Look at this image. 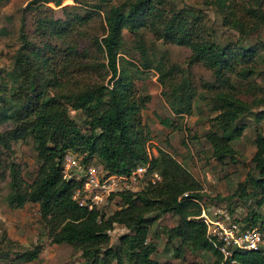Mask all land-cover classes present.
<instances>
[{
	"label": "trees",
	"instance_id": "1",
	"mask_svg": "<svg viewBox=\"0 0 264 264\" xmlns=\"http://www.w3.org/2000/svg\"><path fill=\"white\" fill-rule=\"evenodd\" d=\"M35 1L54 5L60 2L31 0L30 3ZM201 3L218 14L222 26L237 33V41L219 43L205 24L201 10L179 7L174 0L94 4L92 7L102 12L103 33L90 38L83 47L68 38V31L79 33L76 27L92 17L90 12L64 21L35 17L32 24L37 42L26 36L22 25L18 29L20 45L13 55L12 77L23 94L21 103L27 112L16 118L10 129L0 131V181L8 179L7 205L36 204L38 224L50 244L73 245L80 251L82 264H171L150 257L155 248L147 241V227L156 216L146 215L152 211L177 217V223L166 229L168 239H175L193 251H209L213 261L208 264H230L229 260L222 261L206 237L205 224L196 218L200 213L199 183L165 150L156 148L155 154H150L147 148L150 132L141 118L150 95L135 84L144 72L153 70L162 86L160 95L171 114L190 115L192 101L203 97L194 86L189 67L199 64L207 69L213 80L205 85L212 90L208 104L216 114L214 127L203 137L215 161L221 163L225 158L233 161L232 142L244 130L239 120L250 114L254 103L238 98L230 77L246 80L253 73L258 52L264 50L262 43H241L248 34L264 26V0ZM91 12L98 14L96 10ZM123 30L132 36L138 55L136 62L120 54ZM141 30L148 31L156 41L185 47L189 52L185 69L169 63L164 54L152 57ZM96 77L107 80L98 82L94 80ZM69 110L81 111L88 118V132H81L70 122ZM22 118L23 123L19 121ZM160 122L168 124L165 119ZM25 138L31 140L39 160L29 184L24 183L18 165L9 159L12 144ZM253 143L250 162L255 175L246 173V180L260 194L257 200L260 206L264 202V135L255 132ZM68 151L82 153L84 158L95 157L106 174L125 176L137 165H146L144 176L155 173L159 179L153 182L148 179L137 191L117 192L120 206L108 215L97 209L87 210L72 199L80 181L62 178L61 159ZM257 217L250 214L241 222L233 221L240 223L241 228L262 230L264 224ZM114 224L129 232L120 236L113 248L106 247L107 231ZM0 243V264L30 262L42 249L37 242L12 259L9 253L16 243L7 237H0ZM232 259L234 264H264V256L258 251L233 252Z\"/></svg>",
	"mask_w": 264,
	"mask_h": 264
},
{
	"label": "rangeland",
	"instance_id": "2",
	"mask_svg": "<svg viewBox=\"0 0 264 264\" xmlns=\"http://www.w3.org/2000/svg\"><path fill=\"white\" fill-rule=\"evenodd\" d=\"M31 0H0V131L10 129L16 118L27 112V107L21 101L23 94L13 80V55L20 45L18 29L22 25L26 36L32 41H38L33 32L35 17H50L64 21L73 15L83 16L91 13V18L82 22L73 30L68 31L79 47L87 44L93 37H100L103 33L102 12L94 8V4L101 5L119 3L121 0H60L58 5L42 3ZM175 4L185 9L201 10L204 22L211 34L219 43L235 42L238 35L235 31L221 25L220 17L211 7L204 6L202 0H174ZM97 11L92 14L91 11ZM142 38L150 55H165L169 63H174L185 69L188 50L182 46L162 43L152 38L146 30H141ZM72 40V39H71ZM132 36L127 31H122L120 54L133 62L138 55L133 48ZM243 45L264 44V26L251 32L241 40ZM253 73L246 80L230 77L238 98L254 104L250 114L243 116L239 123L244 124L241 136L232 142L235 150L233 161L225 158L218 163L210 155V146L204 140L203 134L214 127L215 112L210 110L208 98L212 90L205 88L207 83H213L210 72L199 64L189 67L193 75V83L201 98H195L192 103L190 115L174 116L165 105L160 95L161 84L156 80L153 70L144 72L136 87L143 93L150 95L149 101L141 110V118L149 128L150 139L147 148L151 155L156 148H161L170 153L180 162L199 183V199L197 203L204 207L207 215L213 219L223 220L224 214L229 219L236 221L250 214L258 215L257 220L264 224V202L260 206L257 200L260 194L254 191L247 183L246 173L254 176L250 158L254 151V134L260 132L264 135V50L258 52L254 61ZM94 80L105 83L96 77ZM255 114L258 116L256 117ZM70 122L81 132H88V118L81 111H68ZM25 118L19 119L24 122ZM161 119L168 121L164 125ZM10 161H14L20 170L25 184H29L35 176L39 160L32 148L31 140L25 138L12 144ZM80 163L91 162L94 167L101 169L95 157L84 158V154L75 153ZM104 173V171L101 169ZM151 176L138 174L135 179H129L131 189L137 191L142 188ZM7 177L0 181V237H7L16 243L9 255L13 259L22 254L35 243H40L42 249L35 260L30 262L11 261L10 264H82L80 251L71 244H50L38 224L37 205L25 203L22 207H9L6 202L8 192ZM133 180V181H132ZM242 191H239V188ZM120 206L119 197L111 194L105 205L101 208L104 215L110 214ZM213 213H215L213 215ZM148 217L156 216V220L147 227V241L154 246L151 259L171 264H208L213 261V255L207 250L193 251L178 243L175 239H168L166 229L177 223V217L171 213L158 214L155 211L147 213ZM226 222V220H224ZM241 222V221H240ZM237 225L240 223L235 222ZM259 224V223H258ZM257 224V225H258ZM264 233V226L262 228ZM129 231L114 224L107 231L109 241L104 246L113 248L118 244V238ZM1 247V243H0ZM3 251V250H2Z\"/></svg>",
	"mask_w": 264,
	"mask_h": 264
},
{
	"label": "built area",
	"instance_id": "3",
	"mask_svg": "<svg viewBox=\"0 0 264 264\" xmlns=\"http://www.w3.org/2000/svg\"><path fill=\"white\" fill-rule=\"evenodd\" d=\"M61 165L62 178L80 181V185L74 189L72 194V199L77 205L87 210L100 211L111 194L125 190L133 191L129 179L134 180L136 175H141L146 171V165H137L125 176L115 173L106 174L89 161L85 164L80 163L76 154L69 151L63 154ZM153 175L156 179H150L151 182L159 179L157 174L153 173ZM196 218L205 224L206 237L220 253L222 261L229 260L230 264H234L233 252L258 251L264 256V233L258 227L241 228L226 214L222 221L213 219L207 215L202 206Z\"/></svg>",
	"mask_w": 264,
	"mask_h": 264
}]
</instances>
